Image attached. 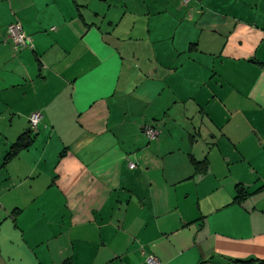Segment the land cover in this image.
<instances>
[{"label": "crops", "instance_id": "0c3cea01", "mask_svg": "<svg viewBox=\"0 0 264 264\" xmlns=\"http://www.w3.org/2000/svg\"><path fill=\"white\" fill-rule=\"evenodd\" d=\"M148 255L264 264V0H0V264Z\"/></svg>", "mask_w": 264, "mask_h": 264}, {"label": "built area", "instance_id": "2783aa9c", "mask_svg": "<svg viewBox=\"0 0 264 264\" xmlns=\"http://www.w3.org/2000/svg\"><path fill=\"white\" fill-rule=\"evenodd\" d=\"M190 0H181L182 5H187V2L189 3ZM7 32L10 34L14 44L16 46H21L26 43V41L23 40V35L21 33L20 27L17 24H10L7 27ZM19 49V47H18ZM41 115L39 112H33L29 116V133H33L37 131V127L40 121ZM144 133L148 138H153L156 135L155 130L151 125H145L143 128ZM134 164L130 163L129 168H133ZM146 264H161L160 261L153 255H148L145 258Z\"/></svg>", "mask_w": 264, "mask_h": 264}, {"label": "trees", "instance_id": "16d2710c", "mask_svg": "<svg viewBox=\"0 0 264 264\" xmlns=\"http://www.w3.org/2000/svg\"><path fill=\"white\" fill-rule=\"evenodd\" d=\"M29 133V131H28ZM29 136H26V138ZM193 164L195 166L196 169H201L202 172L205 171L206 168V164L204 161H193ZM247 195V192L245 191V189L241 186V185H235V196H234V201L235 202H240L241 200H243ZM254 259H250L247 261H238V260H234L233 262L235 264H248L250 262H253Z\"/></svg>", "mask_w": 264, "mask_h": 264}, {"label": "water", "instance_id": "95a60500", "mask_svg": "<svg viewBox=\"0 0 264 264\" xmlns=\"http://www.w3.org/2000/svg\"><path fill=\"white\" fill-rule=\"evenodd\" d=\"M187 4H188V2H187Z\"/></svg>", "mask_w": 264, "mask_h": 264}, {"label": "rangeland", "instance_id": "374dc122", "mask_svg": "<svg viewBox=\"0 0 264 264\" xmlns=\"http://www.w3.org/2000/svg\"><path fill=\"white\" fill-rule=\"evenodd\" d=\"M8 27V26H7Z\"/></svg>", "mask_w": 264, "mask_h": 264}]
</instances>
